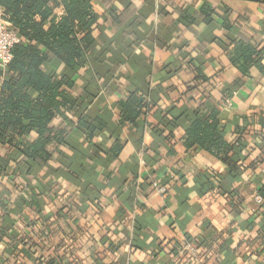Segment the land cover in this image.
Masks as SVG:
<instances>
[{
    "label": "crops",
    "instance_id": "0c3cea01",
    "mask_svg": "<svg viewBox=\"0 0 264 264\" xmlns=\"http://www.w3.org/2000/svg\"><path fill=\"white\" fill-rule=\"evenodd\" d=\"M130 3L141 12L107 21L70 90L104 127L77 124L43 168L0 144V264H264V0L113 2ZM235 42L257 47L260 65L242 72ZM135 91L133 123L120 102ZM210 107L242 143L236 172L185 144L195 109Z\"/></svg>",
    "mask_w": 264,
    "mask_h": 264
},
{
    "label": "trees",
    "instance_id": "16d2710c",
    "mask_svg": "<svg viewBox=\"0 0 264 264\" xmlns=\"http://www.w3.org/2000/svg\"><path fill=\"white\" fill-rule=\"evenodd\" d=\"M96 2L0 0L4 21L20 38L13 49L12 61L5 70L0 68V78L4 77L0 90V144L15 148L25 161L36 162L41 168L67 144L77 124L86 125L90 135L104 127V123L97 125L96 121H86L81 115L88 95H74L70 90L76 85L77 75L86 68L89 55L99 43V32L106 28L107 21L111 19L115 26L124 28L126 13L130 11L132 15L141 9L130 3L118 13L114 0H103L108 7L101 14L95 8ZM235 43L232 61L244 59L242 72L246 74L250 67L260 65L258 58L262 52L257 47ZM193 72L194 79L200 83L209 79L200 69ZM136 92L120 102L123 119L133 123L145 100ZM193 113L186 129V146L211 152L236 172L238 165L234 155L242 143L228 142L224 138L220 109L210 107L204 112L197 108ZM57 118L63 119L62 124L53 125ZM175 120H169L171 128ZM259 193L264 200V185ZM58 258H48L38 264H62Z\"/></svg>",
    "mask_w": 264,
    "mask_h": 264
},
{
    "label": "built area",
    "instance_id": "2783aa9c",
    "mask_svg": "<svg viewBox=\"0 0 264 264\" xmlns=\"http://www.w3.org/2000/svg\"><path fill=\"white\" fill-rule=\"evenodd\" d=\"M20 42V38L17 33L10 29L7 23L4 21L2 14L0 13V68L5 70L7 66L12 61L13 49ZM2 84V79L0 78V85ZM153 186L156 191L161 195H166L167 186L161 185L157 181L153 182ZM259 201L263 202L262 197H258Z\"/></svg>",
    "mask_w": 264,
    "mask_h": 264
}]
</instances>
